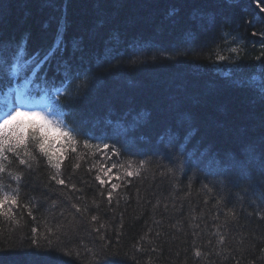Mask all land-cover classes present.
<instances>
[{
    "label": "trees",
    "instance_id": "obj_1",
    "mask_svg": "<svg viewBox=\"0 0 264 264\" xmlns=\"http://www.w3.org/2000/svg\"><path fill=\"white\" fill-rule=\"evenodd\" d=\"M14 41L21 89L55 88L44 106L99 139L46 143L57 170L25 126L0 264H264V98L242 86L264 76V0H0L5 60Z\"/></svg>",
    "mask_w": 264,
    "mask_h": 264
},
{
    "label": "snow or ice",
    "instance_id": "obj_2",
    "mask_svg": "<svg viewBox=\"0 0 264 264\" xmlns=\"http://www.w3.org/2000/svg\"><path fill=\"white\" fill-rule=\"evenodd\" d=\"M0 52H2V49H0ZM27 56L28 54L23 44H17L9 60H5L3 56L0 55V161L7 160V152L16 153L18 148L26 145L28 136L25 134V125L18 118L22 116H31L37 117L42 121L41 124L32 126L34 131L39 133L32 136V139L37 142L36 147L41 154L47 157L49 164H52L53 167L59 170L62 158H58L54 164L52 163L53 153L46 148L47 137L43 134L45 128L60 131L61 135L69 141L73 152L76 151L75 145L78 143L76 137L86 136L88 139L99 138L85 131L79 122L75 120L69 122L66 118L70 116V113L66 110V106L60 104L59 101H57L54 106H48L43 109L38 107L28 108L29 94L23 89H20L14 79V77H21L22 70L26 71L28 69L29 63ZM218 59L223 60L224 57L220 56ZM32 63H37V61L33 60ZM5 64H7V69H5ZM5 76L8 78L7 84L4 82ZM23 79L29 81L27 75H24ZM242 86L253 94L260 95L261 98H264V76L252 77L250 80L244 82ZM14 87L18 88V94L11 95ZM84 147H91L87 140L84 141ZM108 147L109 145L107 143L103 144L104 149ZM97 148H99V145H97ZM113 154L118 156L119 152L113 149ZM25 155H29V153L25 152ZM20 163L23 164L25 161L20 160ZM76 166L78 167L79 165ZM129 166H131V162H129ZM115 167H117V165L113 164L112 168ZM121 167L123 166L121 165ZM4 171L5 167L3 163H0V172ZM110 171V168L107 169V172ZM107 172H105V175H107ZM133 174L132 171H127L126 173L128 176H132ZM53 179H55V177H53ZM97 180H99L101 184L105 183L99 176H97ZM59 183L63 184L64 181L60 180ZM112 187L115 188L116 185H112ZM16 203L17 201L14 196H10L7 192L0 193V210L4 209L5 204L16 205ZM10 211L11 208L9 207L3 214L6 215L7 212ZM197 255H199V253H197Z\"/></svg>",
    "mask_w": 264,
    "mask_h": 264
},
{
    "label": "rangeland",
    "instance_id": "obj_3",
    "mask_svg": "<svg viewBox=\"0 0 264 264\" xmlns=\"http://www.w3.org/2000/svg\"><path fill=\"white\" fill-rule=\"evenodd\" d=\"M2 46L5 45L2 44ZM8 46L9 44H7V47ZM45 136L47 137V142H49L47 144H49V147L54 148V150L57 144H62L66 140V138L61 135L60 131L51 128H45Z\"/></svg>",
    "mask_w": 264,
    "mask_h": 264
},
{
    "label": "bare ground",
    "instance_id": "obj_4",
    "mask_svg": "<svg viewBox=\"0 0 264 264\" xmlns=\"http://www.w3.org/2000/svg\"><path fill=\"white\" fill-rule=\"evenodd\" d=\"M66 25H67V20L65 19V14L64 13H62L61 14V17L59 18V21H58V26H57V32L59 31V34L62 32L63 34H62V36L63 37H65V33H64V30H65V28H66ZM12 31H13V28H12ZM15 31V30H14ZM13 31V33H16V31L14 32ZM11 32V31H10ZM57 32H56V34H57ZM12 33V35H14ZM58 36V35H57ZM56 36V37H57ZM60 37V36H59ZM17 42H12L11 44H9L10 45V50H13V49H15L16 48V46H17ZM73 69V68H72ZM66 72V71H65ZM73 74L74 73H72V72H69L68 71V73H67V75L69 76V77H72L73 76ZM61 76H63V74L62 75H60V76H58V77H61ZM55 82V79H53V78H51L50 80H49V83H51V84H53Z\"/></svg>",
    "mask_w": 264,
    "mask_h": 264
}]
</instances>
